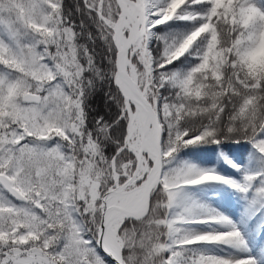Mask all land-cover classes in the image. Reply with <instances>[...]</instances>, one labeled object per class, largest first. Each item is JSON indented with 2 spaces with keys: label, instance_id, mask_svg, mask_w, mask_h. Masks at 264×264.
Here are the masks:
<instances>
[{
  "label": "snow or ice",
  "instance_id": "6c2138e0",
  "mask_svg": "<svg viewBox=\"0 0 264 264\" xmlns=\"http://www.w3.org/2000/svg\"><path fill=\"white\" fill-rule=\"evenodd\" d=\"M222 186L264 223V0H0V264H262Z\"/></svg>",
  "mask_w": 264,
  "mask_h": 264
},
{
  "label": "trees",
  "instance_id": "16d2710c",
  "mask_svg": "<svg viewBox=\"0 0 264 264\" xmlns=\"http://www.w3.org/2000/svg\"><path fill=\"white\" fill-rule=\"evenodd\" d=\"M248 146L241 144H235L232 142H225L219 148L216 145H205L203 148H192L186 150V153L191 158L196 159L198 162H206L210 166L216 167L221 173L226 175H235L236 170L231 168L229 164L225 162L224 158H221L219 153H223L226 158H231L238 163H244L251 159ZM209 197L217 199L218 206L225 212L235 211L237 205L235 201V195L231 189H227V186L220 188H209ZM249 225L253 228V234L257 240H264V223L260 222V218L255 219L248 218ZM218 251L220 249H217Z\"/></svg>",
  "mask_w": 264,
  "mask_h": 264
},
{
  "label": "rangeland",
  "instance_id": "374dc122",
  "mask_svg": "<svg viewBox=\"0 0 264 264\" xmlns=\"http://www.w3.org/2000/svg\"><path fill=\"white\" fill-rule=\"evenodd\" d=\"M216 168V167H215ZM217 171H219L216 168ZM220 172V171H219ZM221 173V172H220ZM223 174V173H221ZM226 175V174H224ZM235 203L237 205V209L235 211H230L229 213L223 211L217 204V199L213 197H209V200L213 202L214 206L219 207V209L224 212L226 215L231 216L234 220H237L239 223V226L241 228V231L243 235L245 236L246 240L248 241V251H242L240 252V255H254L258 258H264V240L260 241L257 240L253 234V228L249 225L248 218L249 216H246L242 210H241V201L240 198L235 195ZM262 264H264V260H262Z\"/></svg>",
  "mask_w": 264,
  "mask_h": 264
}]
</instances>
